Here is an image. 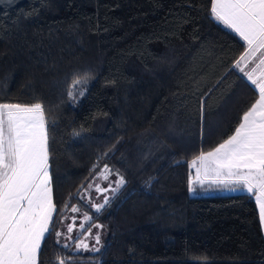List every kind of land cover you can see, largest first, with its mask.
I'll return each mask as SVG.
<instances>
[{
	"label": "trees",
	"instance_id": "obj_1",
	"mask_svg": "<svg viewBox=\"0 0 264 264\" xmlns=\"http://www.w3.org/2000/svg\"><path fill=\"white\" fill-rule=\"evenodd\" d=\"M242 45L210 0H0V103L39 102L46 117L57 211L38 264H264L251 195L188 190L191 161L257 99L232 67ZM116 173L125 184L95 213L88 185L115 187ZM85 212L104 226L100 252L57 243L67 216Z\"/></svg>",
	"mask_w": 264,
	"mask_h": 264
},
{
	"label": "snow or ice",
	"instance_id": "obj_2",
	"mask_svg": "<svg viewBox=\"0 0 264 264\" xmlns=\"http://www.w3.org/2000/svg\"><path fill=\"white\" fill-rule=\"evenodd\" d=\"M210 13L215 21L239 37L242 46H246L232 67L247 77L254 91H258V98L243 113L231 135L211 150L201 151L191 161L189 168L195 175L189 174L188 190L193 194L196 185L208 183L231 186V191L251 194L255 197L260 223L264 226V0H210ZM253 58H257L258 63ZM249 62L255 63L251 71L246 70ZM87 84L86 78L73 80L68 91L69 99L76 101L78 87L81 89L79 96L83 97ZM208 92L201 97L202 107ZM73 135L79 133L74 132ZM112 174V169L105 164L96 178L107 181ZM115 175L118 177L114 181L115 187L109 184L104 188L97 183L95 191H118L125 184V179L119 173ZM81 198L84 199L83 196ZM103 201L102 204L89 201L95 213L105 208L109 198L104 196ZM56 211L43 104L0 103V264H38L41 243L46 234H51ZM71 211L79 213L80 208L72 206ZM93 219L94 216L83 213L79 228L81 234L87 233L85 239L73 237V225H67L66 239L79 240L75 251H101L87 243L89 237H94L95 245L101 244V233H93V228L104 226L92 224ZM61 235L56 232L57 237ZM63 247L67 248L68 244ZM58 264H65V259H58Z\"/></svg>",
	"mask_w": 264,
	"mask_h": 264
},
{
	"label": "rangeland",
	"instance_id": "obj_3",
	"mask_svg": "<svg viewBox=\"0 0 264 264\" xmlns=\"http://www.w3.org/2000/svg\"><path fill=\"white\" fill-rule=\"evenodd\" d=\"M218 22V21H217ZM223 26V25H222ZM259 54V53H258ZM192 171V175L194 176L195 175V173H194V170H191ZM97 183H99V182H94L93 183V187L91 188L92 190L91 191H94L95 192V201L94 202H92V203H104V201H103V195L105 194V193H107V197H109L110 196V194H111V191H106V192H104V193H98V192H96L95 191V185L97 184ZM111 184V183H110ZM101 187H104V188H107L108 186H109V184H107V183H102L101 185H100ZM112 186V185H111ZM201 189V188H203V189H209V191H211V190H215V192L214 193H217V194H235V193H241V192H244V191H241V190H237V191H231L230 190V187H224L223 185H220V186H218V185H209L208 183H205V185H203V186H200V185H196L195 186V191H196V189ZM219 189V190H218ZM217 190V191H216ZM89 190H87L86 191V193H89L88 192ZM110 193V194H109ZM191 195H214V194H207V192H200V194H195V193H193V194H191ZM252 196V195H251ZM87 197V196H86ZM88 197H89V194H88ZM254 197V196H253ZM254 199H255V197H254ZM90 205V204H89ZM257 208H258V206H257ZM90 209L92 210V211H95L94 209H92L91 207H90ZM258 213H259V208H258ZM72 219H74V221L72 220ZM82 219H83V215H81L80 214V217L79 216H77L76 218H72V215H68L67 216V218L63 221V223L60 225V227H59V231L58 232H60L62 235L60 236V237H58V240L60 241V245L61 246H63L64 244H67V242L69 241L70 242V240H68V239H66V236L68 235L67 234V225H69V224H73V222H75V224H76V226H79V224H80V222L82 221ZM74 225V224H73ZM262 228H263V231H264V226H262ZM97 231H99L100 232V229H96V228H93V233H95V232H97ZM101 233V232H100ZM77 229L75 228V230L73 231V233L71 234L73 237H76L77 235ZM80 235V234H79ZM85 237L87 236V233L86 232H84V234H83ZM80 238H81V236H80ZM85 239V238H84ZM101 242H102V233H101ZM71 243V242H70ZM87 243L89 244V246L90 247H92V246H96V247H99L100 245H95V240H94V237H89L88 239H87ZM72 247H74L73 245H72ZM91 253V251H86V253Z\"/></svg>",
	"mask_w": 264,
	"mask_h": 264
},
{
	"label": "crops",
	"instance_id": "obj_4",
	"mask_svg": "<svg viewBox=\"0 0 264 264\" xmlns=\"http://www.w3.org/2000/svg\"><path fill=\"white\" fill-rule=\"evenodd\" d=\"M220 23V22H219ZM221 24V23H220ZM221 25H223V24H221ZM224 26V25H223ZM224 27H226V26H224ZM230 30V29H229ZM259 57V54L257 53V58ZM257 58H253V59H255L256 60V63H258V59ZM242 66H244V65H242ZM255 67V63H252V62H249L248 63V65H247V67H246V70L247 71H251L252 70V68H254ZM243 77L245 78V80H246V82L248 83V84H250V82L249 81H247V77L246 76H244L243 75ZM251 85V84H250ZM253 87V89H254V86H252ZM257 92V94H258V91H256ZM257 98H258V96H257ZM242 118V117H241ZM241 121V120H240ZM229 187H231V186H229ZM219 190V189H218ZM217 191V190H216ZM200 192H207V194H217V193H214L215 192V190H211V191H209V189L207 190H205V189H203V188H201V189H196V191L194 192L195 194H200ZM241 193H245V192H241ZM236 194V193H235ZM246 194V193H245ZM249 195H251V194H249ZM252 198H253V200H254V202H255V204H256V201H255V199H254V197L252 196ZM256 208H257V204H256ZM257 211H258V208H257ZM258 217H259V213H258ZM260 220V219H259ZM260 225H261V223H260ZM261 229H262V235H263V238H264V231H263V228H262V225H261Z\"/></svg>",
	"mask_w": 264,
	"mask_h": 264
},
{
	"label": "flooded vegetation",
	"instance_id": "obj_5",
	"mask_svg": "<svg viewBox=\"0 0 264 264\" xmlns=\"http://www.w3.org/2000/svg\"><path fill=\"white\" fill-rule=\"evenodd\" d=\"M103 196H107V193H105ZM73 221H74V219H72ZM74 224V225H73ZM73 231L75 230V228L77 229V236L79 237V239H84L85 238V236L83 235V234H81V230H80V228H79V226H76V224H75V222H73ZM80 234V235H79ZM76 236V237H77ZM80 236H81V238H80ZM79 242V240H75V241H72V243H74V244H76V243H78ZM77 252H85V251H77Z\"/></svg>",
	"mask_w": 264,
	"mask_h": 264
}]
</instances>
